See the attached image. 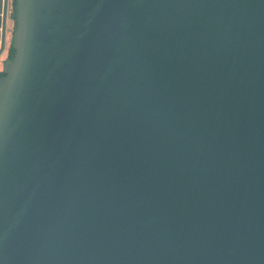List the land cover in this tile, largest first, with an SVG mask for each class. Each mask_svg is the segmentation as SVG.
<instances>
[{
    "label": "water",
    "instance_id": "1",
    "mask_svg": "<svg viewBox=\"0 0 264 264\" xmlns=\"http://www.w3.org/2000/svg\"><path fill=\"white\" fill-rule=\"evenodd\" d=\"M9 2L0 264H264V0Z\"/></svg>",
    "mask_w": 264,
    "mask_h": 264
},
{
    "label": "trees",
    "instance_id": "2",
    "mask_svg": "<svg viewBox=\"0 0 264 264\" xmlns=\"http://www.w3.org/2000/svg\"><path fill=\"white\" fill-rule=\"evenodd\" d=\"M11 1V10H10V14H9V17H10V20H11V28H10V30L12 31L13 29H14V26H15V24H14V18H15V5H16V0H10ZM13 54H14V50L12 49V47H11V44H10V47H9V50H8V55H7V57L8 58H12L13 57ZM2 74L0 73V76H1Z\"/></svg>",
    "mask_w": 264,
    "mask_h": 264
},
{
    "label": "crops",
    "instance_id": "3",
    "mask_svg": "<svg viewBox=\"0 0 264 264\" xmlns=\"http://www.w3.org/2000/svg\"><path fill=\"white\" fill-rule=\"evenodd\" d=\"M9 10H11V1L9 2ZM11 20H10V17H8V22H7V24H8V33L10 32V28H11ZM9 46H10V37H9V35L7 36V39H6V49H5V52L7 51V49L9 48ZM4 52V53H5ZM4 55V54H3Z\"/></svg>",
    "mask_w": 264,
    "mask_h": 264
}]
</instances>
